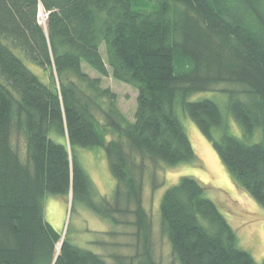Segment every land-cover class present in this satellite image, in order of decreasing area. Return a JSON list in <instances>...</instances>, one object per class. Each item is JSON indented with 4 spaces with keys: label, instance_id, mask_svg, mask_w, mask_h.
Segmentation results:
<instances>
[{
    "label": "trees",
    "instance_id": "obj_1",
    "mask_svg": "<svg viewBox=\"0 0 264 264\" xmlns=\"http://www.w3.org/2000/svg\"><path fill=\"white\" fill-rule=\"evenodd\" d=\"M82 64L100 76L109 69L136 91L133 121ZM221 84L230 87L218 92L241 138L216 102L190 100ZM180 114L264 210V0H0V264H159L143 182L149 177L157 190L159 166L195 163ZM256 132L259 140L249 142ZM95 147L115 180L111 200L101 203L77 156V148ZM49 195L82 203L112 225L133 216L134 253L109 263L72 244L44 219ZM158 210L178 264H264L238 247L194 178L167 188Z\"/></svg>",
    "mask_w": 264,
    "mask_h": 264
},
{
    "label": "rangeland",
    "instance_id": "obj_2",
    "mask_svg": "<svg viewBox=\"0 0 264 264\" xmlns=\"http://www.w3.org/2000/svg\"><path fill=\"white\" fill-rule=\"evenodd\" d=\"M37 19L43 26L45 15L41 10ZM100 52L105 59L104 45H101ZM16 54L41 81L47 84L48 76L40 68L27 61L21 53L16 51ZM82 70L91 78H99L101 87L115 94L121 113L128 121L134 120L136 91L131 86L114 80L109 69L106 76H100L85 64H82ZM225 88L230 87L224 84L217 85L215 86L217 92L195 94L190 100L208 98L216 102L227 117L231 134L241 138L240 128L227 112V98L218 92ZM179 119L194 150L195 163L172 167L159 166L155 172L156 178L163 185L157 190L151 189L149 177L146 176L143 182L142 206L151 224V254L154 261L159 264H178L172 255L166 236L161 231L158 206L167 188L176 184L181 177H192L204 186L206 197L217 205L235 230L238 247L250 253L253 259L260 263L264 259V210L231 179L211 144L202 136L190 118L180 114ZM258 140L259 132H256L249 142L254 143ZM17 144L23 156L24 146L21 141H17ZM77 156L92 183L94 200L97 203H101V199L110 201L115 180L110 174L103 149L77 148ZM116 218L119 224L112 225L99 218L82 203L75 202L72 205L69 197L49 195L44 201V219L48 224L62 236L67 233L70 242L75 246L94 252L109 263H112V255L131 256L134 253L133 216L119 215Z\"/></svg>",
    "mask_w": 264,
    "mask_h": 264
}]
</instances>
